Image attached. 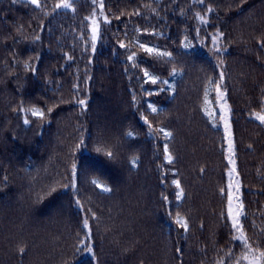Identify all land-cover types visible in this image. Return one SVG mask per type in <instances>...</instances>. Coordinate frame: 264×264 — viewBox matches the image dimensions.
Here are the masks:
<instances>
[{
  "label": "trees",
  "instance_id": "trees-1",
  "mask_svg": "<svg viewBox=\"0 0 264 264\" xmlns=\"http://www.w3.org/2000/svg\"><path fill=\"white\" fill-rule=\"evenodd\" d=\"M60 1L0 0V264H246L234 237L264 250V0H101L95 28L89 0Z\"/></svg>",
  "mask_w": 264,
  "mask_h": 264
},
{
  "label": "snow or ice",
  "instance_id": "snow-or-ice-1",
  "mask_svg": "<svg viewBox=\"0 0 264 264\" xmlns=\"http://www.w3.org/2000/svg\"><path fill=\"white\" fill-rule=\"evenodd\" d=\"M28 2L32 5H34L35 7L39 8L41 5H40V2L39 0H28ZM202 2V0H201ZM13 3H15V0H13ZM55 7L57 9L59 8H70L71 7V4L69 2V0H62L61 3H57L55 5ZM102 7V5H101ZM212 9H209V11H211ZM95 41V29H93V42ZM93 46L94 43H93ZM121 47H124V44L121 43L120 45ZM140 47L147 53H152L154 50L153 48L151 47H145V45L143 43L140 44ZM157 55H160V56H168L169 54L166 53V52H158ZM128 59L131 61L133 60V56H129ZM175 74V72L173 73ZM145 76H148V73L145 72ZM221 80H223V74H221ZM152 83L155 84L156 83V79L153 77L152 78ZM80 103L83 105L84 104V101L81 100ZM149 107L151 108L152 106L149 105ZM152 111L155 112L156 109L155 108H152ZM33 115H39V116H43V113H39L35 110H33L32 112ZM256 119H258L262 124H264V114H257L256 116ZM25 123H28V121L26 120ZM145 123H147V120H145ZM149 127H151V125H149ZM162 131V130H161ZM129 136L132 135L131 132L128 133ZM171 134L169 132H164V136L165 137H168L170 136ZM229 147L231 148V144L229 145ZM98 151H100V149H98ZM168 153V148L167 146H165V154H166V160L170 163L171 160H172V157L170 155L167 154ZM107 155L111 158L112 157V152L109 151L107 153ZM230 163H234V161H232L230 159ZM133 166H135V161H133ZM93 183L96 185V187L98 188H102L103 191L107 192L109 191V189L106 187V186H102L101 184H99L97 181H93ZM174 184H176L177 188L180 187L179 183L177 181H173ZM182 195V193L178 192L177 193V196L178 198ZM238 199V197H237ZM239 208H242V205H239L238 206V209L234 212L233 211V208H232V196L231 194H229V209H228V216H229V219L232 221V227L234 230L236 231H240L242 232V228H241V222H240V217L243 215V213L239 210ZM176 223L181 227L183 228L185 231L187 230V224L185 223V221L183 220V218H178ZM84 226L85 228L88 227V221L85 220L84 221ZM234 239H239L241 241V243L243 244L244 248L247 250V253L250 254L249 255H245L243 256V259L247 261V264H259V261L260 260H264V250H259V249H256L254 251L253 247L249 244V241L244 238L243 236H239V237H234ZM86 247L88 252L91 253L92 252V248L88 245H83L82 248ZM82 250V249H81ZM24 249H20V252L21 254L23 253ZM258 251L259 252V255L257 256L255 254V252ZM222 264V262H221Z\"/></svg>",
  "mask_w": 264,
  "mask_h": 264
},
{
  "label": "rangeland",
  "instance_id": "rangeland-1",
  "mask_svg": "<svg viewBox=\"0 0 264 264\" xmlns=\"http://www.w3.org/2000/svg\"><path fill=\"white\" fill-rule=\"evenodd\" d=\"M62 2V0L60 1V3ZM71 6L73 5V1L69 0ZM89 2L93 5V15H92V26L95 28V26H99L102 22L105 21V14L103 12V9L101 7L102 5V1L101 0H89ZM71 8V7H70ZM70 8H67V10H69ZM65 9V8H63ZM67 10L65 9L64 12L66 13ZM205 22V21H204ZM215 39V38H213ZM206 41L203 42V44H205ZM217 46V45H216ZM216 100H217V105H218V110L220 113V123L224 132V138H225V144H226V148H227V157H228V162H229V175H233V179H232V186L230 187L231 190V196H232V208L233 211L235 212L237 210V206L236 203L234 201V197L237 198V178L234 176V164H235V160H234V155H233V135H232V124L230 123L231 120V113H230V107L226 98V94L225 91L223 89L222 86L218 87L216 89ZM257 114H264V110L262 111H257L254 112L253 114H251V118L257 120L258 122H260L258 119H256ZM148 122H155V120H150L147 119ZM261 123V122H260ZM264 125V124H263ZM231 144V148L229 147V145ZM230 159L232 161H234V163H230ZM236 195V196H235ZM247 264V262H246ZM259 264L260 261H259Z\"/></svg>",
  "mask_w": 264,
  "mask_h": 264
}]
</instances>
